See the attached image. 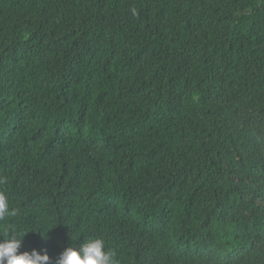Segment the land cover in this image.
<instances>
[{
	"label": "trees",
	"instance_id": "trees-1",
	"mask_svg": "<svg viewBox=\"0 0 264 264\" xmlns=\"http://www.w3.org/2000/svg\"><path fill=\"white\" fill-rule=\"evenodd\" d=\"M0 178L52 264H264V0H0Z\"/></svg>",
	"mask_w": 264,
	"mask_h": 264
},
{
	"label": "clouds",
	"instance_id": "clouds-1",
	"mask_svg": "<svg viewBox=\"0 0 264 264\" xmlns=\"http://www.w3.org/2000/svg\"><path fill=\"white\" fill-rule=\"evenodd\" d=\"M5 182V179L0 178V184ZM16 215L17 211L10 209L6 195L0 192V221ZM47 233L39 234L42 239L46 240ZM26 234L4 233L3 240H0V264H52L50 256L44 249L32 248L30 251H20ZM72 241L74 245L76 241ZM54 264H117V261L115 253L106 250L104 239L90 238L79 243L78 247L65 248L56 258Z\"/></svg>",
	"mask_w": 264,
	"mask_h": 264
}]
</instances>
